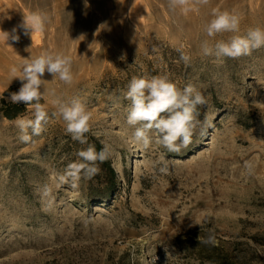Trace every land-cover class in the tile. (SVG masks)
Listing matches in <instances>:
<instances>
[{
	"label": "rangeland",
	"instance_id": "374dc122",
	"mask_svg": "<svg viewBox=\"0 0 264 264\" xmlns=\"http://www.w3.org/2000/svg\"><path fill=\"white\" fill-rule=\"evenodd\" d=\"M217 7L240 16L238 33L206 36ZM34 11L50 19L30 49L19 28L11 47L0 41V96L20 87L9 66L43 50L68 54L72 84L46 72L44 87L85 104L91 129L86 144L72 140L52 115L51 96L41 101L49 113L45 130L28 143L20 142L16 120L34 118L31 109L0 115V264H200L182 240L210 233L229 264H264V47L222 61L200 51L205 39L214 45L264 29V0H210L187 16L167 0H0V30L11 32ZM133 76H164L203 94L188 148L170 153L154 136L148 149L130 143L131 102L123 94ZM95 142L108 148L114 193L101 198L95 176L57 189L56 175ZM163 162L167 174L158 170ZM45 184L53 193L42 199Z\"/></svg>",
	"mask_w": 264,
	"mask_h": 264
},
{
	"label": "clouds",
	"instance_id": "9594fccd",
	"mask_svg": "<svg viewBox=\"0 0 264 264\" xmlns=\"http://www.w3.org/2000/svg\"><path fill=\"white\" fill-rule=\"evenodd\" d=\"M167 3L170 10H179L181 15L187 16L189 13H199L200 7L208 5L210 0H167ZM211 16L212 18L204 26L207 37L214 38L218 34L240 31L241 18L238 14L227 10L221 11L217 7L212 9ZM49 19L48 15L41 11L23 15L21 23L13 27L11 32L0 30V41L8 46H10L9 40L18 42L19 28L32 41L31 46L25 49L27 51L34 43L33 37L37 34L42 35L46 31ZM261 47H264V29L256 27L249 29L245 35H231L227 41L220 40L214 45L205 39L200 44V51L204 57H213L217 61H222L224 58L239 59L250 56L254 50ZM177 51L179 59L185 65L190 64L191 56L180 49ZM46 72L52 76V81L59 80L71 85L74 80L72 57L65 53L43 50L39 55L22 58L20 64L9 66V79L19 80L20 87L18 91L10 92L8 97L0 96V99H6L11 104L23 103L31 109L34 117L17 118L16 126L19 129L20 142L28 143L33 136H39L45 130L49 113L41 101L51 96L50 103L55 108L52 115L63 120L65 132L72 140L86 144L85 134L91 129L92 112L78 98H65L57 95L54 90L50 92L46 89L44 87L46 80L43 79ZM123 95L131 102L126 118L127 125L134 129L129 137L130 143L148 149L154 136L157 144L162 145L168 152L176 154L192 143V137L199 123L195 115L197 106L206 104L203 94L192 84L180 89L164 76L150 78L133 76ZM76 156L78 159L75 162L69 163L62 174L56 175L57 189L65 184L75 189L82 178L92 179L100 171L97 162H105L109 158V151L107 146L99 152L94 146H89L77 151ZM244 167L247 174L253 173L254 166L251 162H246ZM158 170L161 174H167L169 170L167 162H163ZM52 193L53 188L45 184L39 194L45 199L51 198ZM197 239L199 244L211 246L217 244L214 234L211 233L204 239L200 236Z\"/></svg>",
	"mask_w": 264,
	"mask_h": 264
},
{
	"label": "trees",
	"instance_id": "16d2710c",
	"mask_svg": "<svg viewBox=\"0 0 264 264\" xmlns=\"http://www.w3.org/2000/svg\"><path fill=\"white\" fill-rule=\"evenodd\" d=\"M12 89L13 86H10L3 95H7ZM24 106L23 103L11 104L5 101V99H0V115L12 119L24 110ZM93 146L98 152L104 148L99 142H95ZM97 163L100 171L95 177H97L99 182L103 184L100 196L101 198L108 199L116 190V175L109 158L103 163ZM182 242L185 244V250L193 252V254L199 259L200 264H229L224 256L218 252L219 247L216 245L211 246L203 243L199 244L198 239L193 240L192 238L182 240Z\"/></svg>",
	"mask_w": 264,
	"mask_h": 264
},
{
	"label": "bare ground",
	"instance_id": "6f19581e",
	"mask_svg": "<svg viewBox=\"0 0 264 264\" xmlns=\"http://www.w3.org/2000/svg\"><path fill=\"white\" fill-rule=\"evenodd\" d=\"M21 61V60H20ZM0 77H1V75H0Z\"/></svg>",
	"mask_w": 264,
	"mask_h": 264
}]
</instances>
